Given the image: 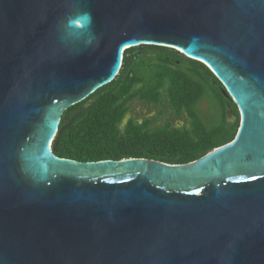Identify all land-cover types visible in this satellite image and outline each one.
<instances>
[{"label":"water","instance_id":"water-1","mask_svg":"<svg viewBox=\"0 0 264 264\" xmlns=\"http://www.w3.org/2000/svg\"><path fill=\"white\" fill-rule=\"evenodd\" d=\"M142 45L205 64L236 137L186 164L56 157L63 112ZM0 264H264V0H0Z\"/></svg>","mask_w":264,"mask_h":264},{"label":"trees","instance_id":"trees-1","mask_svg":"<svg viewBox=\"0 0 264 264\" xmlns=\"http://www.w3.org/2000/svg\"><path fill=\"white\" fill-rule=\"evenodd\" d=\"M204 102L213 115H205ZM141 105L155 115L138 111ZM176 120L185 124L177 127ZM240 123L238 107L205 64L171 48L142 45L124 51L110 83L63 112L52 151L77 162L146 158L186 164L231 142Z\"/></svg>","mask_w":264,"mask_h":264},{"label":"rangeland","instance_id":"rangeland-1","mask_svg":"<svg viewBox=\"0 0 264 264\" xmlns=\"http://www.w3.org/2000/svg\"><path fill=\"white\" fill-rule=\"evenodd\" d=\"M136 108H138V111L139 110H145L144 109V106L143 105H141V106H137ZM202 109L204 110V112H205V115H207V116H211V115H213V113H215L214 111H213V113H212V111H211V109H210V105H208L206 102H204L203 104H202ZM146 111V113H149L150 111H148V110H145ZM156 112V111H155ZM216 112L218 113V110H217V108H216ZM151 113V112H150ZM132 115H130V117H131ZM175 125L177 126V127H179V126H181L180 125V123H175Z\"/></svg>","mask_w":264,"mask_h":264},{"label":"flooded vegetation","instance_id":"flooded-vegetation-1","mask_svg":"<svg viewBox=\"0 0 264 264\" xmlns=\"http://www.w3.org/2000/svg\"><path fill=\"white\" fill-rule=\"evenodd\" d=\"M138 109V108H137ZM145 110H147V109H145ZM145 110H143V112H144V114H147V116L148 117H152V116H154L155 115V113L154 112H149V113H146V111ZM140 111H142V110H140ZM149 111V110H148ZM175 123H180V125L181 126H183L184 124H185V122L184 121H182V120H176V122Z\"/></svg>","mask_w":264,"mask_h":264}]
</instances>
